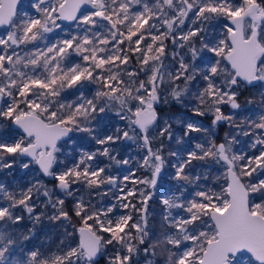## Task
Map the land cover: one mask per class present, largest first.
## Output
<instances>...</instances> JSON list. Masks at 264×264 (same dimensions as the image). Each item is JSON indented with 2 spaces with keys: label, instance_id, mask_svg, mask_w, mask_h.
I'll return each mask as SVG.
<instances>
[{
  "label": "snow or ice",
  "instance_id": "1",
  "mask_svg": "<svg viewBox=\"0 0 264 264\" xmlns=\"http://www.w3.org/2000/svg\"><path fill=\"white\" fill-rule=\"evenodd\" d=\"M0 28V174L28 177L0 264H264V0H0Z\"/></svg>",
  "mask_w": 264,
  "mask_h": 264
},
{
  "label": "trees",
  "instance_id": "2",
  "mask_svg": "<svg viewBox=\"0 0 264 264\" xmlns=\"http://www.w3.org/2000/svg\"><path fill=\"white\" fill-rule=\"evenodd\" d=\"M180 108L181 107L179 105H177V104H175L173 102V103H171L169 105H162L161 108H160V111L162 113H165V114H174L175 116H179L178 113H177V110H179ZM0 176H1V174H0ZM21 176L23 178V182L22 183L26 185L28 177L25 176L24 173H22ZM4 181H5V184H6L7 178H4ZM46 182H48L49 184L51 183L50 179L46 180ZM24 227H31V223L29 221L25 220ZM52 227L53 226L48 224V222H44L38 228V231H37L35 237L32 238L31 243L32 244H41V243L52 244V243L58 242L59 237L52 233V229H51ZM48 236H51L52 239L48 240L46 238ZM143 259H145V258H141L140 261H142ZM140 261H139V263H140ZM100 264H103V258L100 259Z\"/></svg>",
  "mask_w": 264,
  "mask_h": 264
},
{
  "label": "flooded vegetation",
  "instance_id": "3",
  "mask_svg": "<svg viewBox=\"0 0 264 264\" xmlns=\"http://www.w3.org/2000/svg\"><path fill=\"white\" fill-rule=\"evenodd\" d=\"M26 2H28V1L26 0ZM0 29H2V28H0ZM183 112H185L186 114H188L186 112V110H184L183 108H180L179 110H177L178 115H181ZM203 119H204V122L205 123H208L207 118H203ZM117 147L120 149V151H121L122 154H128L130 150H131L132 154H135V146L132 145L130 142L127 143V144L118 145ZM102 162L107 163V161H102ZM120 171H123V170L120 169ZM21 174H20V177H19V175H16V171H14L11 176H7L6 174H1L0 178L1 179L7 178L6 184H11V181L13 179H15V178L17 179L18 182L22 183L23 182V178H22ZM4 183H5V181H4ZM141 263H144V259L142 261H140L139 264H141Z\"/></svg>",
  "mask_w": 264,
  "mask_h": 264
},
{
  "label": "rangeland",
  "instance_id": "4",
  "mask_svg": "<svg viewBox=\"0 0 264 264\" xmlns=\"http://www.w3.org/2000/svg\"><path fill=\"white\" fill-rule=\"evenodd\" d=\"M28 2H30V0H27ZM0 31H3V29H0ZM114 126V125H113ZM76 140H77V143H79V144H81V145H84V146H86V147H91V143L89 142V141H87L86 139H84V138H82V137H77L76 138ZM71 150V145H69L67 148H65L64 149V151H70ZM105 163V162H104ZM21 173H23L21 170H19V169H17L16 170V175H19V177H20V174ZM6 174V173H5ZM7 175V174H6ZM8 176V175H7ZM0 181H2V182H4V178L3 179H1L0 178ZM13 181H17V179L15 178V179H13L12 181H11V183L13 182ZM141 264H144V263H141Z\"/></svg>",
  "mask_w": 264,
  "mask_h": 264
}]
</instances>
